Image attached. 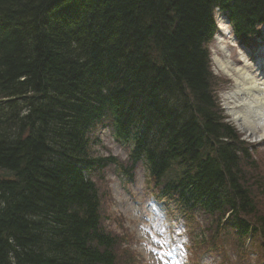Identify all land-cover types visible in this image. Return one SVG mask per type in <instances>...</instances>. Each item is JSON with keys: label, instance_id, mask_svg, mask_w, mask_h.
<instances>
[{"label": "trees", "instance_id": "trees-1", "mask_svg": "<svg viewBox=\"0 0 264 264\" xmlns=\"http://www.w3.org/2000/svg\"><path fill=\"white\" fill-rule=\"evenodd\" d=\"M215 3L240 40L260 34L264 0H0V264H116L101 123L184 211L249 228L264 176L215 92Z\"/></svg>", "mask_w": 264, "mask_h": 264}, {"label": "rangeland", "instance_id": "rangeland-1", "mask_svg": "<svg viewBox=\"0 0 264 264\" xmlns=\"http://www.w3.org/2000/svg\"><path fill=\"white\" fill-rule=\"evenodd\" d=\"M216 19L220 28L222 24L226 28L225 30L221 29L220 36L216 37L209 45L212 70L217 82L215 92L229 121L238 127L247 141L259 143L255 147L254 154H251L259 163L258 171L264 173V141L252 142L254 136L246 133L234 123L230 112L231 105L229 102L231 100L227 98L229 93L236 92V86L233 78L228 76L223 69L222 61L223 63L229 61L233 63V66L238 67L239 58L237 56L240 52V46L236 45L238 44L237 39L234 37L228 22L222 16L216 17ZM242 51L250 60L249 63L256 65V63L261 62L254 61L253 52ZM256 66L259 69L264 68L263 65ZM249 70L255 72L253 67ZM92 138L95 139L92 146L95 155L112 156L117 162L124 163L125 167L129 168L127 162L129 147L117 141L110 128L98 125L92 132ZM132 174L131 176L126 172H121L112 163L96 175L101 196V214L104 228L112 234L132 242L130 246L121 245L118 248L120 264H184V260L186 264H231L230 258L227 257L229 251H226L224 247L221 248L223 245L219 242L217 246L210 242L208 234L212 228L211 218L202 212L190 215L188 217L189 222L185 221L187 224L185 227L186 235L179 237L178 234L182 232L180 229H176V233L173 230H171V234L167 233L166 241L171 240L177 244V257H169V252L164 248L160 236L152 240L151 237L156 236V233L147 235L145 229L146 220L143 215L144 213L146 215L150 209L146 200L153 202L150 186L147 184V170L144 165H139ZM130 179L133 181L131 182ZM257 202L260 211L264 210V196H259ZM255 250H258V253L255 252L257 255H253V253L250 258L245 256V259H252V264H264L260 250L251 244L248 251L254 252ZM210 257L211 259H209Z\"/></svg>", "mask_w": 264, "mask_h": 264}, {"label": "bare ground", "instance_id": "bare-ground-1", "mask_svg": "<svg viewBox=\"0 0 264 264\" xmlns=\"http://www.w3.org/2000/svg\"><path fill=\"white\" fill-rule=\"evenodd\" d=\"M212 8L215 23L217 22L216 17L221 16L226 21H230L226 11H223L218 3L213 4ZM225 28L226 26L222 24L221 29L225 30ZM214 36H220V34L215 33ZM211 42L208 44L209 53ZM236 45L238 46L240 43L238 42ZM244 58L246 59L245 56ZM222 66L227 75L235 81L236 92L229 93L227 96L228 100H231L229 102L231 105L230 112L234 123L246 133L253 135L255 140L264 139V81L250 71L247 65L246 67H237L229 61L226 63L222 61Z\"/></svg>", "mask_w": 264, "mask_h": 264}, {"label": "snow or ice", "instance_id": "snow-or-ice-1", "mask_svg": "<svg viewBox=\"0 0 264 264\" xmlns=\"http://www.w3.org/2000/svg\"><path fill=\"white\" fill-rule=\"evenodd\" d=\"M170 254V253H169Z\"/></svg>", "mask_w": 264, "mask_h": 264}]
</instances>
